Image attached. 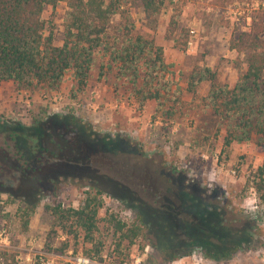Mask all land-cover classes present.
<instances>
[{
  "label": "rangeland",
  "instance_id": "obj_1",
  "mask_svg": "<svg viewBox=\"0 0 264 264\" xmlns=\"http://www.w3.org/2000/svg\"><path fill=\"white\" fill-rule=\"evenodd\" d=\"M66 10L65 0H60L43 13L53 26L56 45L62 43ZM174 13L179 23L175 37L183 28L189 31L183 50L164 37L167 22ZM256 14L264 17V0H232L224 6H215L211 0H166L155 24L146 23L141 12L133 11L135 31L164 48L165 61L179 86V101L173 105L175 111L171 115H164L162 110L156 112L154 101L140 108L131 85L117 79L113 65L109 66L100 54L81 88H77L69 73L54 90L44 85L22 88L13 81H0V165L20 178L13 169L16 150L9 133L39 123L40 133L51 131L47 139L57 140L59 132L63 133L69 146L79 148L76 155L80 159L73 152L68 156L89 166L87 172L74 173L79 170L76 165L64 164V168L74 172H53L54 180L42 185L27 227L19 216L23 201L9 194L20 187V181L10 179L7 185L6 178L0 180V227H6L10 244L8 248L0 246V251L19 255L18 260L15 258L18 264H40L24 259L31 236L35 238L32 250L43 248L63 254L75 247L76 252L84 254V248L90 244L83 243L82 236L76 239L72 234L69 247L59 251L66 234L52 229L46 207L58 203L76 207L87 195H96L100 202L98 224L104 238L103 253L115 250L117 240V234L106 230V215L115 213L130 223L142 212L147 221L144 234L131 244L123 241L117 249L119 257L139 254L149 264H169L179 259L173 256L182 252L178 242L186 236L183 231L171 228L172 224L181 223L176 219L179 216L176 213L183 208L180 197L191 195L213 200L220 196L224 216L233 226L227 238L238 247L230 258L218 260L206 258L204 252L195 249L182 256L183 264H264V210L250 215L241 207L246 197L256 195L249 179L262 161V148L254 141L224 146L223 131L216 119L198 104L208 84H199L194 96L186 90L188 74L196 65L217 71L222 82L235 81L239 70L244 68L243 56L229 49V39L246 30ZM29 133L30 139H34L33 128ZM19 140L25 147L26 140L21 137ZM45 173L48 171L41 175ZM153 207L164 211L163 218L153 214ZM190 220L194 223L199 218L192 215ZM54 264H62V260L56 258Z\"/></svg>",
  "mask_w": 264,
  "mask_h": 264
},
{
  "label": "trees",
  "instance_id": "obj_2",
  "mask_svg": "<svg viewBox=\"0 0 264 264\" xmlns=\"http://www.w3.org/2000/svg\"><path fill=\"white\" fill-rule=\"evenodd\" d=\"M59 1L0 0V81H13L22 88L44 85L54 90L69 73L73 83L81 88L86 85L95 57L100 54L109 66L113 65L115 77L131 85L140 108L154 101L156 112L162 110L164 115L173 114L180 89L165 61L164 48L137 33L132 17L133 11L138 10L146 23L155 24L166 0H65L67 10L62 21V43L56 45L53 26L47 23L43 13L48 6L55 7ZM230 2L232 0H211L215 6ZM178 25V16L174 13L167 22L164 37L173 40L183 50L189 31L183 28L175 37ZM228 47L243 56L244 68L239 70L235 81L232 84L222 82L217 71L206 65H196L188 74L186 90L194 96L199 84H208L206 92L198 98V104L216 119L223 131L224 146L249 141L261 146L263 158L251 172L249 182L264 202L263 15H253L246 30L230 37ZM30 128H33L34 139H30ZM41 128L38 123L18 127L9 133L15 141V168L21 178L20 187L9 194L23 201L19 216L24 227H27L37 206L42 185L54 180L51 176L53 172H74L64 168V164L76 165L79 170L74 173L89 170V166L80 164L82 160L68 156L69 152H73L80 159L76 155L79 148L69 146L63 133L59 132L57 140L47 139L51 131L48 129L46 133H40ZM19 137L26 140L27 149ZM43 171L48 173L41 175ZM97 198L96 195H87L76 207H65L60 203L46 207L52 218V229L58 228L66 234L59 251L69 247V235L72 234L76 239L82 236V242L90 244L89 248H84V254L100 257L104 238L99 230L100 202ZM179 201L183 208L175 217L181 223L172 224L171 228L183 231L186 236L178 242L182 252L175 254L173 259L190 254L195 249L204 252L206 258H230L238 245L227 238L233 226L224 216L221 197L203 200L197 196L182 195ZM152 211L163 218V210L153 207ZM182 214L186 216H180ZM192 215L199 220L192 223ZM104 221L106 230L111 229L117 234L116 253L123 241L131 244L144 234L147 227L142 212L137 213L136 219L130 223L118 218L115 213L107 214ZM73 249L77 251L75 247ZM117 254L120 256L119 251ZM0 264H18L15 253L0 251Z\"/></svg>",
  "mask_w": 264,
  "mask_h": 264
},
{
  "label": "built area",
  "instance_id": "obj_3",
  "mask_svg": "<svg viewBox=\"0 0 264 264\" xmlns=\"http://www.w3.org/2000/svg\"><path fill=\"white\" fill-rule=\"evenodd\" d=\"M35 243V238H30L27 242L26 248L28 253L25 254L24 259L26 261H38L40 264H54L56 258L62 260V264H149L143 255L135 254L129 257H119L115 250L110 253L102 252L100 257L88 256L83 253L74 252L73 250L66 251L63 254H54L52 252L45 251L43 248L39 250H32L31 246ZM0 246L9 247V233L6 227H0ZM18 260L19 255H15ZM184 258L174 260L169 264H183Z\"/></svg>",
  "mask_w": 264,
  "mask_h": 264
},
{
  "label": "clouds",
  "instance_id": "obj_4",
  "mask_svg": "<svg viewBox=\"0 0 264 264\" xmlns=\"http://www.w3.org/2000/svg\"><path fill=\"white\" fill-rule=\"evenodd\" d=\"M262 203L264 202L260 200L258 195H253L251 197H246L241 207L246 213L250 215H255L257 212L264 210V209H261Z\"/></svg>",
  "mask_w": 264,
  "mask_h": 264
},
{
  "label": "flooded vegetation",
  "instance_id": "obj_5",
  "mask_svg": "<svg viewBox=\"0 0 264 264\" xmlns=\"http://www.w3.org/2000/svg\"><path fill=\"white\" fill-rule=\"evenodd\" d=\"M14 170H17L16 168H13ZM11 175V176H9ZM6 178L5 183H7V185L10 182V179H12L11 181H15V182H19L20 178L15 176V173H11V169L10 168H6L4 165H0V180H3Z\"/></svg>",
  "mask_w": 264,
  "mask_h": 264
},
{
  "label": "crops",
  "instance_id": "obj_6",
  "mask_svg": "<svg viewBox=\"0 0 264 264\" xmlns=\"http://www.w3.org/2000/svg\"><path fill=\"white\" fill-rule=\"evenodd\" d=\"M29 238H31V236H30ZM23 260H24V259H23Z\"/></svg>",
  "mask_w": 264,
  "mask_h": 264
}]
</instances>
